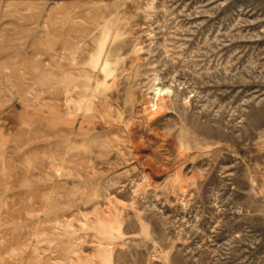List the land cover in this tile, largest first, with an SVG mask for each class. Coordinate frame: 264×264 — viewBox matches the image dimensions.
I'll return each instance as SVG.
<instances>
[{
    "label": "rangeland",
    "instance_id": "rangeland-1",
    "mask_svg": "<svg viewBox=\"0 0 264 264\" xmlns=\"http://www.w3.org/2000/svg\"><path fill=\"white\" fill-rule=\"evenodd\" d=\"M0 264H264V0H0Z\"/></svg>",
    "mask_w": 264,
    "mask_h": 264
}]
</instances>
